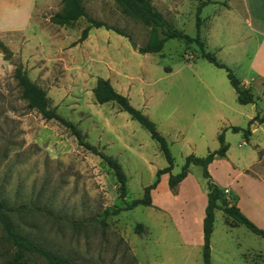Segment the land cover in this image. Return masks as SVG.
<instances>
[{"label": "rangeland", "instance_id": "1", "mask_svg": "<svg viewBox=\"0 0 264 264\" xmlns=\"http://www.w3.org/2000/svg\"><path fill=\"white\" fill-rule=\"evenodd\" d=\"M84 3L91 18L125 36L92 28L81 41L87 19L70 26L51 21L63 8L62 0H0V41L12 52L6 59L0 49V205L13 209L7 214L21 234L77 264H203L200 220L208 180L201 166H191L176 193L169 188V175L162 176L152 191V207L139 206L101 223L108 208L142 198L168 163L139 122L113 102L98 104L93 90L99 78L110 80L157 125L175 158L173 175L182 172L188 156L204 158L218 150V136L225 132L230 150L227 158L210 165L213 182L220 188L234 180L245 212L264 226V181L243 172L264 155V124L249 127L253 118L264 119V60L252 66L249 28L236 22L233 11L216 3L203 8L201 36L205 42L209 38L207 51L255 95V104L242 105L226 70L199 57L184 41L169 40L162 52L142 54L150 27L123 14L117 0ZM200 3L153 0L170 26L191 37L197 36ZM18 66L91 145L121 162L128 176L125 198L114 171L99 156L79 145L61 123L28 107L15 78ZM232 127L250 128V141ZM224 195L236 203L231 193ZM226 218L217 211L212 262L245 264L240 253L264 248V239L246 226L229 228ZM14 252L0 222V264H13ZM31 264L47 263L31 257Z\"/></svg>", "mask_w": 264, "mask_h": 264}, {"label": "trees", "instance_id": "2", "mask_svg": "<svg viewBox=\"0 0 264 264\" xmlns=\"http://www.w3.org/2000/svg\"><path fill=\"white\" fill-rule=\"evenodd\" d=\"M123 14L135 18L146 26L151 28V34L147 44L140 49L139 52L142 54H156L163 51L165 44L169 40L179 39L185 42L189 50H194L199 57L207 60L215 67L224 69L227 72L228 78L231 82L232 87L237 93L238 102L242 105L255 104L256 98L250 88L244 86L242 81L237 78L235 73L226 64L220 62L218 58L207 51L206 42L201 36L202 20L201 14L205 6L212 3V0L201 1L197 11V36L191 37L186 32L178 30L170 26L166 21L164 15L158 11L153 0H117ZM63 8L51 17L52 23L59 26H70L78 22L81 18H85L89 22V26L83 31L81 41L88 38L89 32L92 28L107 27L109 30H114L118 34L125 36V34L112 27H108L105 23L97 21L91 18L87 12L84 0H62ZM0 49L4 52L5 58L10 59L12 52L0 41ZM15 78L18 81L19 86L22 89V97L28 102V107L32 110L39 112L45 120H55L70 130L73 136L79 142V145L86 148L88 151L96 156H99L111 170L114 171L115 177L119 184L122 198L127 196L128 176L123 168L121 162L105 152L99 150L97 146L91 145L86 139L85 134L79 128L78 125L69 121L62 115H60L56 108H52L48 93L45 89L40 87L27 75V72L22 66H18L15 71ZM95 99L98 104H106L113 102L117 104L121 111L128 113L131 118L141 124L150 134L154 141L159 144V147L168 163V166L164 169H160L157 172L156 181L147 186L144 189V195L140 199L133 200L130 204L125 207L108 208L103 213L102 224H105V219L118 216L123 212L134 210L139 206L152 207V191L156 190L161 183L162 176L169 175V188L173 193H176L177 188L190 175L191 166H201L203 168V175L208 180V204L206 207L205 218L203 220V236L204 244L202 250L203 264H213L211 255V239L214 232V225L216 220V212L222 211L224 214L233 219L236 223L246 226L251 232L262 237L264 239V229L258 227L253 221H251L244 212L237 206L236 203L232 202L229 198L224 195L222 191L214 182L209 172V167L219 158H227L230 145L226 142L225 132H222L218 136L220 147L218 150L210 152L206 157H197L190 155L186 158L185 165L182 172L178 175H173L172 171L175 165V158L172 154L170 144L167 139L159 132L157 125L141 110L135 108L131 100L118 92L110 80L99 78L97 84L93 90ZM260 121L264 124V119L259 117L253 118L249 127L254 123ZM231 130L234 133L244 132V138L246 141H250L252 131L250 128L242 129L240 127H232ZM5 212H3V211ZM13 212L9 206L5 203L0 205V222L3 225V229L6 233L8 241L14 246L15 252L13 253V264H31V257H39L44 260L47 264H77L69 258H65L51 251L48 248L36 243L35 241L28 238L27 235L21 234L7 213ZM143 225L139 224L136 227L137 233H141Z\"/></svg>", "mask_w": 264, "mask_h": 264}, {"label": "crops", "instance_id": "3", "mask_svg": "<svg viewBox=\"0 0 264 264\" xmlns=\"http://www.w3.org/2000/svg\"><path fill=\"white\" fill-rule=\"evenodd\" d=\"M200 1H204V0H200ZM212 3L223 5L224 6L223 9H226V11H233L236 22H239L241 24L245 23L247 27L249 28L248 38H251L250 44H253L252 49L254 51V54H253L254 56L251 62L252 66L255 67V64L260 60L261 57H262V60H264V0H218V1L212 0ZM31 17H32V12H31L30 18ZM252 37L254 39H252ZM208 39L209 38L205 36L207 48H208V45H210V42L207 41ZM222 50L223 48H221L220 51ZM255 74L260 75V73H257V72H255ZM247 171H250V173ZM243 172L257 179H263L264 181V155L262 158L260 157L257 158V161L252 166L245 168ZM233 182L234 180L232 181V183ZM232 183L229 184V186L226 185L225 187H220V189L224 192L228 190L229 193H231V195L236 198V204L241 209V211L244 212V214L247 217H249L250 220H253L256 224H258L257 221H255V219L251 216L250 213L245 212V209L241 205L242 203V198L240 197L241 194L238 190L233 188ZM206 205H207V195L205 196L204 210H205ZM204 218H205V214L203 211V215L200 220L203 244H204V236H203ZM226 224L231 229H239L241 226H244V225L236 223L233 219L229 217L226 218ZM258 225L264 228V226H261L260 224ZM214 231H215V225H214ZM211 244H212V239H211ZM243 251L244 252L240 253V256L244 258V261H246L245 264H264V248L249 247ZM211 255H212V246H211Z\"/></svg>", "mask_w": 264, "mask_h": 264}, {"label": "water", "instance_id": "4", "mask_svg": "<svg viewBox=\"0 0 264 264\" xmlns=\"http://www.w3.org/2000/svg\"><path fill=\"white\" fill-rule=\"evenodd\" d=\"M131 46L134 50H137V45L134 43L133 40L130 39Z\"/></svg>", "mask_w": 264, "mask_h": 264}, {"label": "built area", "instance_id": "5", "mask_svg": "<svg viewBox=\"0 0 264 264\" xmlns=\"http://www.w3.org/2000/svg\"><path fill=\"white\" fill-rule=\"evenodd\" d=\"M226 193H229V191H228V190H226Z\"/></svg>", "mask_w": 264, "mask_h": 264}]
</instances>
